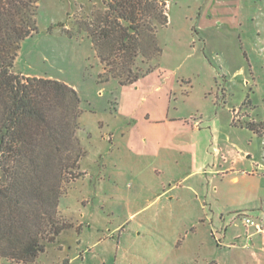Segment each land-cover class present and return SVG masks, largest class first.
<instances>
[{
    "label": "rangeland",
    "instance_id": "rangeland-1",
    "mask_svg": "<svg viewBox=\"0 0 264 264\" xmlns=\"http://www.w3.org/2000/svg\"><path fill=\"white\" fill-rule=\"evenodd\" d=\"M110 1L38 0L12 71L74 88L84 155L62 183L56 241L0 264H252L233 234H245L244 215L264 219V0H166L160 53L138 55L126 85L100 80L84 30ZM169 119L199 126L194 154L155 152Z\"/></svg>",
    "mask_w": 264,
    "mask_h": 264
},
{
    "label": "trees",
    "instance_id": "trees-1",
    "mask_svg": "<svg viewBox=\"0 0 264 264\" xmlns=\"http://www.w3.org/2000/svg\"><path fill=\"white\" fill-rule=\"evenodd\" d=\"M37 8L38 0H0V257L17 262L34 260L64 230L62 183L84 155L74 88L12 71L21 41L37 31ZM166 8V0H111L109 12L85 26L103 65L100 80L139 78L134 61L159 55L156 31L168 23Z\"/></svg>",
    "mask_w": 264,
    "mask_h": 264
},
{
    "label": "crops",
    "instance_id": "crops-1",
    "mask_svg": "<svg viewBox=\"0 0 264 264\" xmlns=\"http://www.w3.org/2000/svg\"><path fill=\"white\" fill-rule=\"evenodd\" d=\"M164 119L166 120L167 118H164ZM171 120L174 121L175 119H169L167 121H163L164 126L162 124L160 125L159 127L160 131L159 133H157L158 134L157 137H155V148H156L155 152H157L159 149L172 148L173 150L174 148V150L181 152V153H183V151H187V152L192 151V154H194L193 151L196 146V141L194 138L196 137L195 135L193 136V134L198 133L200 131L199 126L195 124L192 126H189V124L180 125L179 122H173ZM155 122H159V121H155ZM175 123H178V124H175ZM174 124L179 125V126L175 127ZM178 127L179 129L181 128L183 131L179 132L178 130L177 131L174 130L175 128H178ZM189 129L192 132V140L190 142L185 140L188 138L184 139L182 137L184 133L188 134ZM175 138H178V141H175ZM240 158H243V156L233 155L231 160L229 161V158H228L226 159V162H229L231 164L232 162H235ZM201 170L202 169L200 167L196 168L192 170L190 173H188L185 177L201 173ZM223 170H225V172L228 173V172H232L234 169L231 167H227L226 169H215L214 171L216 173H219V172H222ZM251 172L254 173L253 170ZM230 180L236 181L237 177L234 176ZM253 219L255 220V218ZM255 222L260 226V229H257L255 226H246L244 224L246 226L245 234L240 235L239 233L237 234L235 233L236 235L233 234V236L234 238L239 240V243L241 244L240 246L243 248L245 253L248 254V256H250L252 260V264H264V219L263 220L261 219L260 222L258 220H255ZM222 229L224 231V235H226L227 228L224 227ZM230 244H233V243H230Z\"/></svg>",
    "mask_w": 264,
    "mask_h": 264
},
{
    "label": "built area",
    "instance_id": "built-area-1",
    "mask_svg": "<svg viewBox=\"0 0 264 264\" xmlns=\"http://www.w3.org/2000/svg\"><path fill=\"white\" fill-rule=\"evenodd\" d=\"M242 220L246 226H255L257 229H260V226L255 222V220L252 217L248 215H244L242 217Z\"/></svg>",
    "mask_w": 264,
    "mask_h": 264
}]
</instances>
